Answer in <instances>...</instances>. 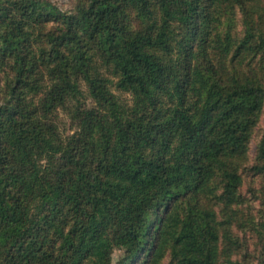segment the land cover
I'll use <instances>...</instances> for the list:
<instances>
[{
    "label": "trees",
    "instance_id": "obj_1",
    "mask_svg": "<svg viewBox=\"0 0 264 264\" xmlns=\"http://www.w3.org/2000/svg\"><path fill=\"white\" fill-rule=\"evenodd\" d=\"M0 264H264V0H0Z\"/></svg>",
    "mask_w": 264,
    "mask_h": 264
},
{
    "label": "rangeland",
    "instance_id": "obj_2",
    "mask_svg": "<svg viewBox=\"0 0 264 264\" xmlns=\"http://www.w3.org/2000/svg\"><path fill=\"white\" fill-rule=\"evenodd\" d=\"M53 1L54 3H56L59 7H61L62 9H68L69 7H71V4H72V0H51ZM62 117H63V120L64 122L66 123L65 124V128H68L69 127V121L68 119L66 118L65 114H61ZM260 127H262V124L260 125ZM260 134H261V128H258V131L257 133L255 134L252 142H251V154L253 155L254 154V150H255V145H256V142L259 140L260 138ZM243 191L244 192H249L248 190V184H246L244 187H243ZM123 254V251L120 250V249H116L115 252H114V259H118L121 255Z\"/></svg>",
    "mask_w": 264,
    "mask_h": 264
}]
</instances>
